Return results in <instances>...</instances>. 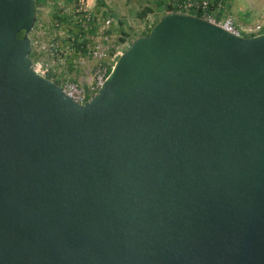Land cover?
I'll return each instance as SVG.
<instances>
[{
  "label": "water",
  "instance_id": "obj_1",
  "mask_svg": "<svg viewBox=\"0 0 264 264\" xmlns=\"http://www.w3.org/2000/svg\"><path fill=\"white\" fill-rule=\"evenodd\" d=\"M0 0V264H264V34L165 14L83 106Z\"/></svg>",
  "mask_w": 264,
  "mask_h": 264
},
{
  "label": "rangeland",
  "instance_id": "obj_2",
  "mask_svg": "<svg viewBox=\"0 0 264 264\" xmlns=\"http://www.w3.org/2000/svg\"><path fill=\"white\" fill-rule=\"evenodd\" d=\"M180 1L84 0V8L90 12L93 21L87 31H82L88 41L83 53L70 41L78 24L82 30L78 2L66 0L61 4L59 0H39L35 10L36 22L29 34L30 57L35 62L43 61L47 58L46 48L54 45L62 59L60 63L50 62L60 71V78L78 82L90 91L104 71L112 69L119 56L136 39L148 36L153 26L165 14L173 13ZM220 2L221 8L215 15L222 21L231 18L240 36L249 38V32L256 26L261 28L260 33L264 32V0ZM144 9L150 12L144 18H138ZM107 21L109 25H106Z\"/></svg>",
  "mask_w": 264,
  "mask_h": 264
},
{
  "label": "built area",
  "instance_id": "obj_3",
  "mask_svg": "<svg viewBox=\"0 0 264 264\" xmlns=\"http://www.w3.org/2000/svg\"><path fill=\"white\" fill-rule=\"evenodd\" d=\"M59 1L61 4H63L66 0ZM76 1L79 4L78 11L82 16V31H87L89 24H91V22L93 21V18L90 12L86 8H84V0ZM176 7L177 8L174 9L173 13H182L191 16H196L195 14L200 13L202 14L201 19L218 25L234 35L240 36V33L238 32V30H236L235 24L231 18H227L223 21H217L215 13L221 8L220 0H181L177 3ZM109 24L110 22L107 21L106 25ZM260 31L261 28L259 26H256L249 32L250 37L260 35ZM45 52L47 57L45 60L38 62L32 60L33 72L58 84L63 94L80 106H83L85 103L89 102L97 94L107 77L108 71H104L102 76L98 78L95 86L91 88L90 91H86L78 82L60 78V71L56 70L54 68V64L51 63L53 61H57L60 63L62 59L61 54H58L54 45L48 46Z\"/></svg>",
  "mask_w": 264,
  "mask_h": 264
},
{
  "label": "trees",
  "instance_id": "obj_4",
  "mask_svg": "<svg viewBox=\"0 0 264 264\" xmlns=\"http://www.w3.org/2000/svg\"><path fill=\"white\" fill-rule=\"evenodd\" d=\"M38 2H39V0H36V2H35V10H36V8L38 6ZM149 12H150L149 9H144L141 13L138 14V18H144L146 16V14L149 13ZM195 15L197 17H199V18L202 17V14H200V13H197ZM216 19H217V21H220L219 20L220 19L219 16H216ZM76 29H75L74 36L70 39L71 45L74 46L77 50H80V51H82L84 53V48L86 47L88 41L85 40V34L84 35L82 34V30H81V27H80L79 24H78V26H76ZM72 32H74V31H72ZM80 39H81V41H80ZM110 71H111V68L108 69L107 76L109 75Z\"/></svg>",
  "mask_w": 264,
  "mask_h": 264
},
{
  "label": "crops",
  "instance_id": "obj_5",
  "mask_svg": "<svg viewBox=\"0 0 264 264\" xmlns=\"http://www.w3.org/2000/svg\"><path fill=\"white\" fill-rule=\"evenodd\" d=\"M261 34H264V32H262Z\"/></svg>",
  "mask_w": 264,
  "mask_h": 264
}]
</instances>
